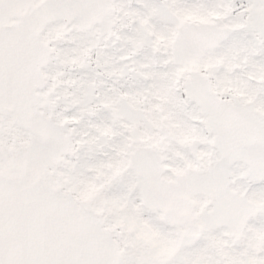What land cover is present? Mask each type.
Returning a JSON list of instances; mask_svg holds the SVG:
<instances>
[{"label":"snow or ice","instance_id":"obj_1","mask_svg":"<svg viewBox=\"0 0 264 264\" xmlns=\"http://www.w3.org/2000/svg\"><path fill=\"white\" fill-rule=\"evenodd\" d=\"M0 264H264V0H0Z\"/></svg>","mask_w":264,"mask_h":264}]
</instances>
